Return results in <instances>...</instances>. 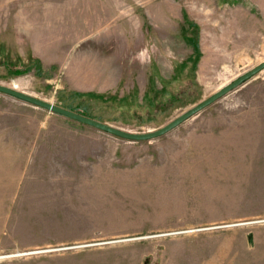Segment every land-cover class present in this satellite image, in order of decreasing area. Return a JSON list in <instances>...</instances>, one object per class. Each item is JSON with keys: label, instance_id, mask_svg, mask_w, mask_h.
<instances>
[{"label": "rangeland", "instance_id": "rangeland-1", "mask_svg": "<svg viewBox=\"0 0 264 264\" xmlns=\"http://www.w3.org/2000/svg\"><path fill=\"white\" fill-rule=\"evenodd\" d=\"M264 61V0H0V83L157 129ZM0 264H264V69L129 140L0 92Z\"/></svg>", "mask_w": 264, "mask_h": 264}, {"label": "water", "instance_id": "water-1", "mask_svg": "<svg viewBox=\"0 0 264 264\" xmlns=\"http://www.w3.org/2000/svg\"><path fill=\"white\" fill-rule=\"evenodd\" d=\"M262 69H264V61L260 62L259 64L255 65L253 68L247 70L246 72L239 75L235 80L232 82L224 85L219 90L205 98L204 100L200 101L199 103L195 104L188 110L182 112L180 115H178L176 118L172 119L168 123L164 124L163 126L148 130V131H131L126 130L123 128H120L118 126L112 125L108 122L96 119L94 117L88 116L86 114H83L81 112H78L76 110L67 108L65 106L56 104L54 102H51L49 100L43 99L41 97L32 95L30 93H27L25 91L18 90L17 88L5 84L0 83V92L10 94L12 96L18 97L24 101H27L33 105L40 106L43 108H46L50 111L60 113L62 115L68 116L70 118H73L75 120H78L80 122L95 126L99 129H102L104 131L110 132L116 136H120L129 140H144V139H152L159 137L174 127L178 126L180 123L185 121L186 119L190 118L191 116L195 115L199 111H201L206 106L210 105L217 99L223 97L225 94L230 92L231 90L241 86L246 81L251 79L253 76H255L257 73H259Z\"/></svg>", "mask_w": 264, "mask_h": 264}, {"label": "trees", "instance_id": "trees-1", "mask_svg": "<svg viewBox=\"0 0 264 264\" xmlns=\"http://www.w3.org/2000/svg\"><path fill=\"white\" fill-rule=\"evenodd\" d=\"M79 112V111H78ZM82 113V112H81ZM83 114H86V113H83ZM87 115V114H86ZM89 116V115H88Z\"/></svg>", "mask_w": 264, "mask_h": 264}, {"label": "bare ground", "instance_id": "bare-ground-1", "mask_svg": "<svg viewBox=\"0 0 264 264\" xmlns=\"http://www.w3.org/2000/svg\"><path fill=\"white\" fill-rule=\"evenodd\" d=\"M13 87H15V86H13ZM16 88V87H15Z\"/></svg>", "mask_w": 264, "mask_h": 264}]
</instances>
